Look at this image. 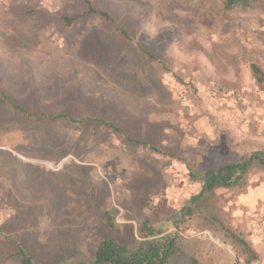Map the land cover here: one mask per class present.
Segmentation results:
<instances>
[{"label": "rangeland", "instance_id": "374dc122", "mask_svg": "<svg viewBox=\"0 0 264 264\" xmlns=\"http://www.w3.org/2000/svg\"><path fill=\"white\" fill-rule=\"evenodd\" d=\"M92 1L114 20L89 15L66 27L62 17L83 13L84 0H0V87L37 112L123 128L1 110L0 232L11 243L0 244V264H16L7 253L20 242L46 264L91 262L103 237L141 244L152 238L145 227L160 222L167 230L157 241L183 237L188 255L177 264H189V255L201 264H264L262 168L246 186L218 190L216 200L257 260L248 262L200 216L174 224L200 189L193 175L264 149V82L251 69L264 71V0L231 12L223 0ZM45 128L61 140L60 160L31 137Z\"/></svg>", "mask_w": 264, "mask_h": 264}, {"label": "trees", "instance_id": "16d2710c", "mask_svg": "<svg viewBox=\"0 0 264 264\" xmlns=\"http://www.w3.org/2000/svg\"><path fill=\"white\" fill-rule=\"evenodd\" d=\"M84 2L86 10L83 13L64 15L62 17V21L66 27H76L82 24L89 15H98L111 21L114 20L107 11L99 10L92 0H84ZM253 4L254 0H223V9L230 12L235 10H249L252 9ZM121 31L127 34L126 30L121 29ZM251 69L255 79L258 82H264V71L262 68L257 64H252ZM5 107L7 110H10V113L25 116L32 121L38 122L44 117H48L49 120L54 122H67L74 125H84L85 123L98 121L110 131L123 132V128L120 125L105 118L79 117L69 111L58 113L34 111L19 102L6 88L0 87V113ZM31 132V137L35 139L37 145L40 143L45 149L54 152L59 151L57 160L65 156L66 152L59 148L61 144L60 138L52 133L50 129L45 128ZM5 133L6 129L0 127V145H2L3 139L5 138ZM38 139H41V141L37 142ZM10 156L6 155V159H11L15 162L16 166H19L17 168H20L24 172L26 170L23 168L24 165L18 163V160ZM254 167L264 169V149H256L238 161L205 169L201 172L200 176L193 175V179L200 184V189L191 197L190 204L182 208L174 223L176 227L181 226V224L189 221L194 216H200L203 219L204 227L221 233L223 238L238 253L246 256L248 262L257 260L259 258V252L254 248L245 233L230 227L225 222L223 216L219 214L216 206L218 190H233L246 186L249 174ZM107 221L109 226L114 228V218L110 214H107ZM159 224V229L151 226L145 227L147 230L146 234L152 238L141 244H127L115 236H106L97 244L91 262L83 260H59L53 264H177L180 255H188L182 249L183 237L176 233L167 234L163 242L157 241L154 237L167 230L166 223L162 224L160 222ZM9 243H11L10 239L0 232V244L6 245L8 248ZM12 248L7 253V261L9 262L13 261L16 264H46L43 261H39L34 252L22 242L13 243ZM188 263L201 264L194 255L188 256Z\"/></svg>", "mask_w": 264, "mask_h": 264}]
</instances>
